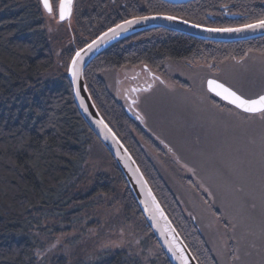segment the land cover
Wrapping results in <instances>:
<instances>
[{"label":"trees","instance_id":"obj_1","mask_svg":"<svg viewBox=\"0 0 264 264\" xmlns=\"http://www.w3.org/2000/svg\"><path fill=\"white\" fill-rule=\"evenodd\" d=\"M51 2L56 15L58 1ZM150 13H173L212 27L236 26L263 19L264 0H192L182 4L162 0H75L68 29V35H75L71 43L76 46L71 54L109 25ZM45 23L39 0H0V264H38L37 252L45 247L43 238L67 231L93 197L115 194L117 186H121L118 200L122 212L137 220L144 233L140 244L118 250L101 248L94 256L78 257L69 263L59 257L52 264H170L114 159L80 115L66 70L61 66L54 71L57 65ZM249 52L264 54V36L213 42L152 28L114 43L93 59L83 74L99 112L140 166L199 264L219 262L194 217L182 209L147 155V147L159 150L160 146L116 100L103 72L143 63L162 70L168 61L190 65L207 60L220 64L242 59ZM210 99L213 105L222 102L213 95ZM96 157L110 160V175L98 173L90 185L80 190L78 185L87 175L90 160ZM182 182L195 185L189 177L183 176ZM203 199L206 202L207 196ZM207 204L222 225L231 227L227 211L226 220L221 207L211 200ZM46 219L57 222L45 224ZM229 251L233 257V243Z\"/></svg>","mask_w":264,"mask_h":264},{"label":"rangeland","instance_id":"obj_2","mask_svg":"<svg viewBox=\"0 0 264 264\" xmlns=\"http://www.w3.org/2000/svg\"><path fill=\"white\" fill-rule=\"evenodd\" d=\"M45 22L57 65L54 71L61 66L67 71L76 46L75 35H68L72 20L70 24L59 22L46 13ZM155 69L159 70L145 63L123 65L107 69L103 77L116 100L124 109L127 106L125 111L131 116L136 110L143 118L149 134L161 148L147 147V155L176 194L182 209L198 223L219 264H264V112H244L222 102L213 105L205 86L215 69L223 82L244 97L258 96L264 92V54L249 52L242 60L220 64L207 60L190 65L168 61L164 69L153 71L162 78L156 82L154 76L146 75ZM140 82L147 89L142 84L143 88L134 92L132 86ZM130 98L134 100L133 107L128 103ZM110 172L109 159L91 158L87 175L78 188L90 185L98 173ZM183 176L193 179L195 185L182 182ZM116 188L115 194L93 197L67 231L43 238L45 247L37 252V263L52 264L59 257L69 263L78 257L94 256L105 247L118 250L131 244L138 246L144 233L137 220L122 212L118 200L121 186ZM203 195L207 196L206 202ZM209 200L221 207L226 220L227 215L231 218V227L218 221L207 204ZM54 222L57 220H44L45 224Z\"/></svg>","mask_w":264,"mask_h":264},{"label":"water","instance_id":"obj_3","mask_svg":"<svg viewBox=\"0 0 264 264\" xmlns=\"http://www.w3.org/2000/svg\"><path fill=\"white\" fill-rule=\"evenodd\" d=\"M167 3L172 4H182L192 0H162ZM41 7L46 15L49 14L59 22L71 23L73 18V9L75 0H72L71 11L69 14H66L63 20L60 19L58 14V7L56 15L52 11L50 14L43 6L42 0H39ZM51 4V0H49ZM59 3V1H58ZM52 5V4H51ZM58 5V4H57ZM168 17H175V19H168ZM264 19V18H263ZM135 23L125 24V21H132ZM260 20V19H259ZM256 21H251L236 26H227V27H212L208 25H203L195 23L193 21L187 20L183 17L166 14V13H150L140 16H131L125 19L120 20L119 22L113 24L106 30L100 32L90 41L84 44L82 47L75 50L72 55L66 74L71 84L72 95L76 107L100 142L104 145L106 150L114 159L117 167L121 171L128 188L130 189L132 195L134 196L140 211L150 227L153 235L155 236L159 246L163 250L170 264H199L195 256L183 240L182 236L174 226L173 222L167 215L162 204L155 195L152 187L150 186L147 178L143 174L141 168L137 164L136 160L120 140L118 135L111 129L107 122L102 117L98 108L96 107L84 80L83 73L87 65L98 55H100L104 50L113 45L114 43L145 30L151 28H165L172 31H177L188 36L213 42H238L243 40H249L252 38H257L264 36V27L256 28H245L244 25L254 24ZM117 25H120L117 28ZM236 29L240 28V31H213L211 29ZM113 29L114 31H109ZM107 34V35H105ZM95 41V44L93 42ZM91 46V47H89ZM80 53V56L77 58L76 54ZM76 58L78 75L73 78L72 73L69 71V68L72 66L73 59ZM209 81H216L217 83L224 84L225 87L231 88L229 85L224 83L221 80L215 78H208L206 80L205 86L208 92L212 95H215L222 101L233 105L238 108L235 104L231 103L230 100L224 99L222 95H217L216 91H212L209 86ZM233 91L237 92L235 89L231 88ZM238 95H241L237 92ZM264 95V93L259 94ZM252 97L250 99H255ZM247 98V97H245ZM127 111V106L125 107ZM241 111H244L241 108H238ZM137 112V111H136ZM246 112V111H244ZM250 113V112H249ZM256 113V112H255ZM130 117L135 118L134 114H131ZM139 118L141 125L144 126L143 120Z\"/></svg>","mask_w":264,"mask_h":264},{"label":"snow or ice","instance_id":"obj_4","mask_svg":"<svg viewBox=\"0 0 264 264\" xmlns=\"http://www.w3.org/2000/svg\"><path fill=\"white\" fill-rule=\"evenodd\" d=\"M44 8L51 14L53 11L52 5L49 3V0H42ZM72 0H59L57 5L58 14L61 20H63L66 14H69L71 11ZM168 19H175V17H168ZM135 23L132 21H125V24ZM120 25H117L119 28ZM245 28H256V27H264V19H260L256 21L254 24L244 25ZM213 31H240L242 29H211ZM109 31H114L110 29ZM107 35V34H105ZM95 44V41L93 42ZM91 47V46H89ZM77 58L80 56L78 52L76 54ZM77 59L74 58L72 61V66L69 68V71L72 73L73 78L78 75L77 68ZM209 86L212 91H216L217 95H222L224 99L230 100L231 103L235 104L238 108L243 109L246 112L255 113V112H264V95H260L255 99L245 98L243 95H238L237 92L233 91L229 87H225L224 84L217 83L216 81H209Z\"/></svg>","mask_w":264,"mask_h":264},{"label":"flooded vegetation","instance_id":"obj_5","mask_svg":"<svg viewBox=\"0 0 264 264\" xmlns=\"http://www.w3.org/2000/svg\"><path fill=\"white\" fill-rule=\"evenodd\" d=\"M238 16H240V14L238 15ZM233 60H242V59H233ZM153 71H156V72H159V70H157V69H155V70H150V73L149 74H146L147 75V77H149V78H152V76H154V81L156 82V81H159V80H161L162 78H158V77H156L155 75H154V73H153ZM218 72L215 70V69H213V70H211V74H209V76L207 77V79L208 78H215V79H218V80H221L217 75ZM137 78H139V75H137L136 76ZM155 78H157V79H155ZM206 79V80H207ZM143 81V80H142ZM222 81V80H221ZM146 82H147V80H146ZM225 83V82H224ZM142 84H143V87H144V89H147V86L145 87L144 86V83L142 82ZM141 82H140V84H138L137 86H132V90L134 91V92H136L137 90H141L143 87H141ZM133 99H129V101H128V103H129V105L130 106H132L133 107ZM133 112H135V118L138 120L137 122L140 124V126H141V123H140V121H139V116L137 115V112H136V110H134Z\"/></svg>","mask_w":264,"mask_h":264}]
</instances>
